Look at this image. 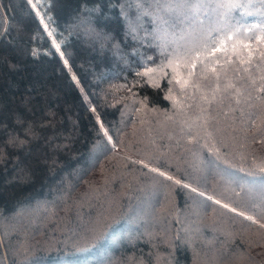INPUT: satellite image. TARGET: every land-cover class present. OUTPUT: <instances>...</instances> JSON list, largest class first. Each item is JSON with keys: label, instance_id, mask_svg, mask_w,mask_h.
Wrapping results in <instances>:
<instances>
[{"label": "trees", "instance_id": "16d2710c", "mask_svg": "<svg viewBox=\"0 0 264 264\" xmlns=\"http://www.w3.org/2000/svg\"><path fill=\"white\" fill-rule=\"evenodd\" d=\"M0 264H264V0H0Z\"/></svg>", "mask_w": 264, "mask_h": 264}, {"label": "rangeland", "instance_id": "374dc122", "mask_svg": "<svg viewBox=\"0 0 264 264\" xmlns=\"http://www.w3.org/2000/svg\"><path fill=\"white\" fill-rule=\"evenodd\" d=\"M205 38H206V35H202V34H197V35L190 37L186 43L187 50H190L194 48L195 46L201 45L202 43L205 42ZM168 57L170 59H179L181 57V53L179 50H176L175 52H172L171 54H169Z\"/></svg>", "mask_w": 264, "mask_h": 264}, {"label": "snow or ice", "instance_id": "6c2138e0", "mask_svg": "<svg viewBox=\"0 0 264 264\" xmlns=\"http://www.w3.org/2000/svg\"><path fill=\"white\" fill-rule=\"evenodd\" d=\"M153 171H155V169H153ZM161 175H163V173H161ZM169 179H171V178L169 177ZM193 191H195V189H193ZM217 203H219V201H217ZM225 207H227V206L225 205ZM249 219H251V218L249 217Z\"/></svg>", "mask_w": 264, "mask_h": 264}]
</instances>
